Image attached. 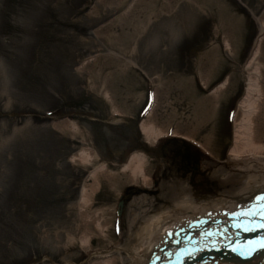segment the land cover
I'll return each instance as SVG.
<instances>
[{
	"label": "rangeland",
	"instance_id": "374dc122",
	"mask_svg": "<svg viewBox=\"0 0 264 264\" xmlns=\"http://www.w3.org/2000/svg\"><path fill=\"white\" fill-rule=\"evenodd\" d=\"M255 63L264 143V0H0V264H131L173 185L200 202L213 185L230 190ZM151 108L169 136L150 146L138 125ZM177 131L215 159L198 161L206 190L191 187L201 177L182 165L191 147ZM81 150L91 159L72 160ZM133 152L148 188L122 168Z\"/></svg>",
	"mask_w": 264,
	"mask_h": 264
},
{
	"label": "bare ground",
	"instance_id": "6f19581e",
	"mask_svg": "<svg viewBox=\"0 0 264 264\" xmlns=\"http://www.w3.org/2000/svg\"><path fill=\"white\" fill-rule=\"evenodd\" d=\"M263 27V25H262ZM260 39L256 41L255 48H253L252 59H255L259 49H260ZM226 47L229 49L228 43ZM254 64L253 75H250L249 85L247 91L242 98L241 106V120L237 127L234 128V135L232 145L228 149V160L229 163L235 164L237 168L235 173L230 176L226 181L228 182L232 178L234 182L227 191H219L216 185H213V189L207 198L204 197L203 201H198L196 193L187 185L177 183L171 188L170 196H168L169 204L165 207H155L152 203L149 207L150 211H156L151 217H147L143 224L138 228L135 238V244L133 245V253H130L129 261L131 264H154L158 256L159 250L157 248L162 247L165 244V237L172 234L179 225H185L188 222L199 223L202 220L208 218L220 217L228 219L230 221L234 220H252L256 219L261 215V201L254 198V194L258 193L260 190L264 189V143L259 141L255 135L253 127L252 116L256 112L257 100L260 96L261 85L259 83V66ZM228 78L222 80L211 92L216 94L219 90L225 88ZM107 96V95H106ZM154 108H151L149 112L145 115L146 117L139 122L138 128L140 133L145 136L147 142L154 145L158 140L167 136L166 130L157 127L151 120ZM113 114H120L119 110H114ZM178 132V131H177ZM174 132L173 136H178L185 139H192L190 135H181L180 132ZM207 148L204 144H202ZM202 146V147H203ZM201 147V144H200ZM141 153L133 152L127 162L122 167L124 170L127 169L131 175L133 181L137 182L141 180V185L143 187H149L151 180L149 176L144 171L145 157ZM92 153L89 150H81L79 152L71 155L72 160H80V162H86L91 159ZM198 170L200 172V177L203 180V171L198 164ZM94 172V171H93ZM94 174V173H93ZM236 174V175H235ZM194 177L191 179L195 183ZM199 180V186L202 190L205 187L201 186L204 180ZM228 182V184H229ZM193 183V185H195ZM206 183V182H205ZM196 184V185H198ZM195 185V186H196ZM82 198H84V191H82ZM247 201H253L254 210H248L240 208L243 205L239 203H244ZM249 207V206H248ZM162 208V210H160ZM159 210V211H158ZM148 211H142V217ZM176 231V230H175ZM155 251L150 260L147 262L150 253ZM109 261L106 260L107 264ZM109 264V263H108ZM198 264H264V254L255 255L249 259L241 260L236 258L233 261L225 262L216 259H210Z\"/></svg>",
	"mask_w": 264,
	"mask_h": 264
},
{
	"label": "water",
	"instance_id": "95a60500",
	"mask_svg": "<svg viewBox=\"0 0 264 264\" xmlns=\"http://www.w3.org/2000/svg\"><path fill=\"white\" fill-rule=\"evenodd\" d=\"M122 206H123V200H120L118 202V213L121 211V207ZM245 231L247 233L246 236L240 238L239 241L240 242H247L249 240L252 241V239H254L255 237H258L259 232L264 231V221L260 222L259 224H254L252 226V228L245 229ZM257 239H259V238H257ZM195 240H200L201 241V239H199L198 237L194 236V238L188 240L186 243H182V246H186L188 244H191ZM200 243L203 245V247L205 249L202 253L197 254V256L196 255H187V257L186 256L178 257L176 259L177 264L178 263H181V264H192V263H194L196 261H201V260H204L205 258H208V257H211V256H214V257L219 256V257H221L223 259H232L234 255H231V253L235 254V252H234L235 246L234 245H230L229 244L228 247L223 248L222 244H216V243L211 244V243H208L207 241H201ZM177 245H181V243L176 244V246ZM207 245H210L211 248H209L210 246H207ZM255 245H256L257 248H261V249L264 250V247H262V245H264V244L257 243ZM176 246L172 247V249L170 251H168V253H167L168 257H172L173 256V253L177 250ZM223 250H226L227 253H224ZM163 254H164V251L162 252L160 258H158L159 260H158L157 264H173L172 262L165 263ZM170 261H172V260H170Z\"/></svg>",
	"mask_w": 264,
	"mask_h": 264
},
{
	"label": "flooded vegetation",
	"instance_id": "af4514ba",
	"mask_svg": "<svg viewBox=\"0 0 264 264\" xmlns=\"http://www.w3.org/2000/svg\"><path fill=\"white\" fill-rule=\"evenodd\" d=\"M186 152H187V155H189V157L192 158V160H184V161H182V165L187 166L188 169H191L192 166H194L193 170L191 171V173L194 175V173L199 172L198 166H197L199 163L198 161L202 160L204 156H203V154H201V152L199 150L194 149V148L188 149V150H186ZM199 180H202V179H199ZM199 180H195V183L198 184L199 182H201ZM200 185L202 187L206 186L205 181L203 183H200ZM196 186H199V184Z\"/></svg>",
	"mask_w": 264,
	"mask_h": 264
},
{
	"label": "snow or ice",
	"instance_id": "6c2138e0",
	"mask_svg": "<svg viewBox=\"0 0 264 264\" xmlns=\"http://www.w3.org/2000/svg\"><path fill=\"white\" fill-rule=\"evenodd\" d=\"M262 247H264V245H262Z\"/></svg>",
	"mask_w": 264,
	"mask_h": 264
}]
</instances>
